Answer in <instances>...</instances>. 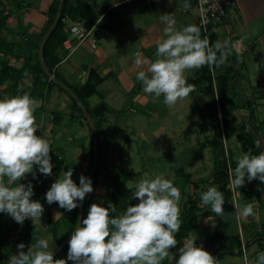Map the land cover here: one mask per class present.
I'll use <instances>...</instances> for the list:
<instances>
[{"label": "crops", "instance_id": "crops-1", "mask_svg": "<svg viewBox=\"0 0 264 264\" xmlns=\"http://www.w3.org/2000/svg\"><path fill=\"white\" fill-rule=\"evenodd\" d=\"M2 1L3 7L0 9L5 10V13L10 11L12 13L5 27L0 29V37L2 40L6 39L9 44H14L15 47H10L9 55L0 52V68L2 63L7 62L10 66L19 69L27 58L35 56L38 52L37 45L40 43L48 21L46 12L53 0H25L29 7L24 4L19 9H17V0H13L11 4L8 3L9 0ZM84 1L91 5L98 20L91 29L92 32L88 40L78 43L73 36H69L70 43L68 46L70 48L63 46L59 51L60 62L55 66L50 77V80L56 79L55 82L58 85L52 89H47L45 86L35 88L31 77L19 82L12 78L0 86V99L25 93L32 97L34 89L35 91L38 89L35 99L42 103L43 114L40 115L39 109H36L35 116L40 125L37 135H44L49 139L52 150L54 147H66L68 137L72 138L70 142H75L79 136L88 147L91 146L92 141L90 132L83 122L84 119L80 118L76 112L72 95L66 90L81 89L92 81L93 92L85 97L84 104L101 123L97 127L102 130L104 135L100 138L101 143L106 147L111 145L110 128H108L109 125L105 124V121L110 119V114H112L111 119H115L125 106L128 107L129 113L138 111L144 114L145 125L142 132L148 141L150 139L147 132L153 130L152 128H154L155 137L165 130L159 124L164 119L159 111L160 105L164 104L163 97L157 99L153 95L144 93L142 83L137 80L136 75L140 70H146L148 65L156 59L157 42L165 38L163 34L165 25L160 21V15L166 12L172 13L177 22V29L190 24L199 27L197 2L196 0ZM234 2V6L228 8L226 16L210 26L211 31L217 36V41L223 42L228 39L234 45L231 54L227 57L226 68L234 65L235 71L243 69L244 76L240 78V81L248 79L249 68L251 71L253 68L257 73L258 84L260 85V82L264 84V0H234ZM186 3L189 5L188 7H185ZM137 61L141 63L137 64ZM201 68L196 69L197 79ZM192 80L195 79L187 78L188 83ZM15 88L16 91H14ZM48 106L51 109L48 110ZM85 107L83 108L85 109ZM150 119L155 120V122L152 124L150 123L151 120L147 123V120ZM140 122L143 121L140 120ZM255 127L256 130H252V136L258 141L259 134L264 138V119L260 122L255 121ZM65 130H69V133H66ZM118 145L120 146V143ZM82 147L83 151L73 150L78 154L77 158L83 164V168L86 169L85 174H87L90 165L85 155V146ZM239 147L241 148V145ZM70 148L72 149V147ZM205 148L203 146V149ZM208 149L210 151L211 148ZM261 152H264V149ZM34 172L36 178L30 176L31 179H29L31 182L34 181L33 185L41 184L40 193L45 194L50 189V184L55 180L48 182V176L39 172L37 174L36 170ZM63 172L65 170L62 166L59 173H56L54 169L52 175L57 177V174L61 175ZM37 175H41L40 180H36L38 179ZM103 177L105 178V174ZM232 180L229 174V181L225 188L215 179L209 181L214 186L218 185L217 188L223 192L224 196L227 195V201L232 198L230 207L236 229L234 233L222 234V236L217 232L219 235L217 239L224 240L225 237L239 235L245 246L253 234L248 231L249 235H246L241 228L244 229L250 223H257L258 225L264 223V188L254 183L253 186H247V188L244 186L238 189L234 187ZM192 184L193 188H196L195 181ZM259 189L261 190L258 191ZM201 192L203 190L199 191L198 189V193ZM247 203L253 205L254 214L250 216L239 215V211ZM204 209L206 207L200 204L197 212V227L190 233H198L217 227L218 216L215 213L208 215ZM188 237L189 235L178 248L183 246ZM196 244L197 246L202 245L204 249L206 247L202 240L197 239ZM222 244L218 245L210 254L215 257L217 249ZM261 248V246L256 247L255 245L244 248L242 256H228L220 262L221 264H235L240 263L242 259L247 261L249 256L260 251ZM172 250L176 251V249Z\"/></svg>", "mask_w": 264, "mask_h": 264}, {"label": "clouds", "instance_id": "clouds-1", "mask_svg": "<svg viewBox=\"0 0 264 264\" xmlns=\"http://www.w3.org/2000/svg\"><path fill=\"white\" fill-rule=\"evenodd\" d=\"M159 19L165 25V38L157 42L156 59L136 78L144 93L163 97V103L172 107L195 90V85L187 82L186 72L224 65L234 45L228 39L212 43L194 24L177 29L172 13H163ZM39 105L27 93L0 99V213L10 215L18 224L26 219L40 222L45 210L40 201L32 199L33 184L21 181L28 174L36 178L34 166L45 176L52 175L53 170L50 141L37 135L40 125L35 112ZM72 177L73 170L68 168L51 184L46 193L49 205L55 202L71 212L94 191L88 177L80 175L79 184ZM246 180L264 182V152L253 155L249 150L237 158L232 183L240 189ZM133 198L138 203L118 214L111 202L107 207L91 204L87 217L71 233L67 259H54L50 240L39 238L27 252L25 244H18L17 253L7 264H162L170 255L173 257L170 249L177 247L175 237L182 225L181 191L174 179L145 173L136 182ZM200 200L217 216L224 214V194L216 186L201 192ZM238 214L253 215V205L247 203ZM196 240L197 236L190 233L179 248L175 264H221L202 245L197 246ZM255 264H264V252L257 254Z\"/></svg>", "mask_w": 264, "mask_h": 264}, {"label": "rangeland", "instance_id": "rangeland-1", "mask_svg": "<svg viewBox=\"0 0 264 264\" xmlns=\"http://www.w3.org/2000/svg\"><path fill=\"white\" fill-rule=\"evenodd\" d=\"M12 1L13 0H9L8 3L11 4ZM197 11H199L198 8ZM230 67L232 68L231 72L233 78L229 89L231 98L229 99V106L233 109L235 108V110H233L232 114H230L231 116H229L233 136L225 138V141L224 134L222 133L223 135H221V133H219L222 129L221 121L219 120L221 115L220 108L218 105L215 106L211 103V97L205 94V87L203 84L201 87L199 85V89L198 86H196L195 90L190 93L187 98L178 100L172 107L166 106L165 104L160 105L161 109L159 111L164 119H162L159 124L164 127L165 130L158 133L156 137L153 133L154 128H152V132L148 131L147 136L151 141H147L143 136L142 129L145 125L143 113H139L138 111L129 113L127 110L128 107L125 106L123 111L116 115L115 119H111L112 114L109 115L110 119L105 121V124L109 125L108 128H110L109 136L111 137V145L106 147V145L100 143V146L104 148V150H101L103 152L101 157V162L104 166L103 174L106 175L108 173V175H106L105 178L102 175L103 178L101 177L100 179L97 191L86 195L87 201H89L88 210L93 203L104 206L106 188L108 186L106 179L108 176H111L112 183L114 184L111 189H116V187H118L132 194L135 192L136 182L141 179L145 173L153 177L156 174H164L166 178L174 179V185L181 191V216L182 212L190 208L195 202L197 207L201 204V193H198V189L199 191H206L208 187L214 186L212 182L209 183V181L214 180L215 162L217 160H225L228 163L227 170L233 179V170L236 167V160L244 153L239 147L240 143L236 138L237 134L247 132L252 135V130H256L255 121L260 122L264 119V84L261 82L260 85L258 84L257 73L253 68L252 71L251 68H249L247 75L249 78L240 81V78L244 76V70L235 71L234 65L229 66V68ZM195 72H197L196 69L187 71L186 79L192 78L196 80L197 76ZM66 91L68 92V90ZM81 108L84 110L83 112L78 108H76V112L85 115L83 122L90 132L92 140L90 143L91 146L86 147L84 140H82L80 136L75 139V142H70L72 138L68 137L69 140L66 142V147H54L50 152L53 170L56 162L61 161L65 171H67L68 168H72V178L77 184L79 183L80 175L85 176L86 169H84L83 164L79 162L77 158L78 154L75 151H83L82 146L84 145V149L86 150L85 155L90 165L91 147L94 146V152L96 154L98 138L97 130L95 131L93 129L90 121L96 122L97 127L101 124L93 113L91 119V117L86 115L83 106ZM38 109L39 114H43L41 102ZM49 109H51L50 106H48V110ZM166 114L167 116H165ZM259 118L260 120H258ZM140 120L143 122H140ZM149 122L153 124L155 120H147V123ZM98 131L102 133L101 129H98ZM65 132L69 133V130H65ZM102 135L103 134H101L100 138L104 136ZM215 138H217L216 141L219 140L217 145L214 144ZM119 143L120 146L118 145ZM257 143L260 146V150L264 149V138L261 137L260 134ZM203 146L206 148L203 149ZM70 147H72V149ZM207 147L211 148L210 151ZM71 150H73V152H71ZM95 159L96 156L94 157V164ZM94 164L91 172L87 176L88 178L92 176L96 168ZM35 170L38 174V167H35L34 171ZM56 173H58V171H56ZM28 175L29 177L22 180L21 183L27 184L30 181V176H32V174ZM58 175L60 174H57V177L55 175L48 176V182H51L53 179L56 181L59 178ZM193 181H195L196 188H193ZM33 182L34 181L31 183L33 184ZM253 184V182H248L246 180L244 186L247 188V186H253ZM217 186L216 184V187ZM40 188L41 184L33 185L34 195L32 197L33 200L40 201L45 209L40 222L38 221L34 224L31 219H26L23 224H18L14 220H8V224L13 230V238L11 239L10 245L4 251H0V258L6 263L11 255L17 253L18 244H25L26 247L24 251H27L28 247L31 246L28 241L23 242L21 240L22 235L31 236L30 233L26 232L25 225L28 223L33 225L44 238L50 240V244L54 251L59 247L58 240L68 232L66 223L67 216L64 215L68 211L61 209L58 203L55 202L49 205L46 202L47 192H44L45 194H43V192L40 193ZM260 190L261 189L258 191ZM224 198V214L218 216L217 227L199 231L198 233L193 232L198 240H202L206 244L204 250L209 253L213 252L218 245L223 243V240L217 239V237L219 238L218 233L222 236V234L234 233L236 229L233 223L232 209L230 207L232 198L229 201H227V195H225ZM78 204L79 206L74 210H78L80 213L81 202H78ZM205 207L206 209H204V211H206L208 215L214 214V212H211L210 206ZM57 213L62 215L57 216ZM50 216L60 227L57 238L53 237L48 230V220ZM262 224L250 223V225L245 226L244 229L241 228L242 231H245L246 235H249L248 231H251L253 234L252 236L254 238L251 237L248 242L249 247L255 245L256 247L262 246V248L254 255L249 256L246 259L247 261L242 259L240 263L235 264H255L257 254L264 252V242L256 241L258 235L263 236L260 234ZM170 254H173L174 258L170 255L162 264H175V260L179 258V251L170 249Z\"/></svg>", "mask_w": 264, "mask_h": 264}, {"label": "trees", "instance_id": "trees-1", "mask_svg": "<svg viewBox=\"0 0 264 264\" xmlns=\"http://www.w3.org/2000/svg\"><path fill=\"white\" fill-rule=\"evenodd\" d=\"M29 7L26 4L25 0H17V9L23 7V5ZM0 7H3V1L0 0ZM12 11L5 13V10L0 9V29L4 28L6 25L7 20L10 18ZM46 15L48 17V21L46 23V27L42 34V38L40 43L37 45L38 52L35 56H31L25 60V63L22 65L21 68L16 69L10 66L7 62L2 63L0 68V86H2L5 82L9 81L10 79L14 78L17 82L22 81L26 78H32L35 88L37 87H47V89H52L58 84H56L55 80H50V77L53 74V69L55 66L60 62L61 56L59 51L63 48L64 42L67 40L68 35L66 31V24L64 23V19L68 17L72 21H84L85 26L87 29H92L93 26L96 24L98 18L96 13L94 12L91 5H89L84 0H53L50 4ZM202 33V32H201ZM47 37L44 50H43V63L41 61V57L39 55L40 44L43 39ZM207 36L212 43L217 42V36L211 31V27L208 28V34L205 35L202 33V37ZM0 41V52L9 55L10 47L13 48L14 44H9L6 39ZM15 47V46H14ZM232 68L227 67L224 65L220 67H213L209 68L208 66H204L201 68V74L199 75L198 79L192 80L189 83L194 84L195 87L198 86V89L202 86L205 87V94L210 96L211 103L213 105H218L220 108L221 118V135L224 134L225 138L231 137L233 135L232 126L230 124V114H232L233 109L229 106V99L230 98V85L232 79ZM200 85V87H199ZM42 89V88H41ZM71 89V88H70ZM16 91V88L14 89ZM37 91H33L32 97L35 98L37 96ZM71 91L77 97V100L72 97V101L74 104L75 109L78 108L82 112L84 111L81 107H85L84 99L87 95L93 92V84L92 81L88 82L83 88L77 89L73 88ZM43 96V95H42ZM78 102V103H77ZM218 102V104H217ZM80 103V105H79ZM85 112L88 114L89 117L92 119V112L85 107ZM217 112V110H216ZM81 113V112H80ZM80 118L84 119V114L78 115ZM97 129V148L96 154L94 152V146L91 147V157H90V168L85 176L87 177L88 174L91 172V169L94 164V157L96 156L97 164L96 168L89 178L92 181V187L94 191H97L100 179L104 173V166L101 162L102 148L100 145L101 140L100 136L102 133L98 131L96 122L94 123ZM223 133V134H222ZM236 138L241 145L243 152H248L251 150L253 155H258L261 153V150L258 146L257 141L255 138L247 132L237 134ZM217 138L214 140V144L217 145L219 140L216 141ZM95 154V155H94ZM214 172V179L221 183V185L225 188L229 181V172L227 170L228 163L225 160H217ZM227 166V167H226ZM58 173L62 169V162H56L55 168ZM108 175V173L106 174ZM105 175V177H106ZM41 175H37L36 180H40ZM108 186L106 188V199L104 202V207H107L109 202L113 203L117 207V214L126 210V208L130 205H135L138 203L136 199L133 198V194L131 192H126L118 187L116 189H111L114 185L111 180V176L107 177ZM251 182L260 184L264 188V182L259 180H252ZM79 184V183H78ZM87 198L83 200V219L87 217L88 213V203ZM199 207V206H198ZM197 204H193L187 210L182 212L181 220L182 225L179 232L176 234L177 240V247L173 248L179 251V246L182 244L183 240L187 238L189 233L197 227V212L199 208ZM79 211L73 210L71 212H66L64 215L67 216V226L68 232L58 240V246H60L68 237L71 236L72 231H74L75 227L78 225L79 221ZM14 220L10 215L6 213H0V250L4 251L11 242L13 238V230L11 226L8 224V220ZM48 230L52 234L53 237H58L60 227L57 223L53 220L50 216L48 220ZM26 232L30 233L29 236L22 235L21 240L28 241L31 245H34L36 240L39 238H44L43 235L30 223L25 225ZM260 234L263 236L256 237V241L264 242V223L261 225ZM249 243L245 246L241 240L239 235L225 237L223 240V244L217 249L216 256L220 261L224 259L226 256H235L239 257L243 255L244 248H248ZM262 247V246H261ZM25 252H27L25 250ZM67 252H68V244L64 247V249L56 256L54 259H67ZM0 264H7L0 258ZM68 264H72L71 261Z\"/></svg>", "mask_w": 264, "mask_h": 264}, {"label": "built area", "instance_id": "built-area-1", "mask_svg": "<svg viewBox=\"0 0 264 264\" xmlns=\"http://www.w3.org/2000/svg\"><path fill=\"white\" fill-rule=\"evenodd\" d=\"M196 2L199 10V28L205 35L208 34V28L225 17L228 8L235 3L234 0H196ZM64 23L68 35L64 46L70 43L69 36H73L78 43H83L90 38L92 30L86 28L84 21H72L66 17Z\"/></svg>", "mask_w": 264, "mask_h": 264}, {"label": "water", "instance_id": "water-1", "mask_svg": "<svg viewBox=\"0 0 264 264\" xmlns=\"http://www.w3.org/2000/svg\"><path fill=\"white\" fill-rule=\"evenodd\" d=\"M47 37H45V39L43 40L41 46H40V56H41V61L43 63V50H44V46H45V43H46V40H47ZM68 90V89H67ZM68 92L70 93V95H72V97L74 99L77 100V97L75 96V94L73 92H71L70 90H68ZM78 101V100H77ZM87 115V114H86ZM88 116V115H87ZM90 121V120H89ZM93 129L96 131L95 129V125L92 121H90ZM96 164H97V160L95 159V167H96ZM82 220H83V206H82V202H81V206H80V215H79V221H78V226H80V224L82 223ZM71 236L68 237V239H66L55 251H54V257H56L63 249L64 247L68 244V241L70 240ZM1 251V250H0Z\"/></svg>", "mask_w": 264, "mask_h": 264}]
</instances>
